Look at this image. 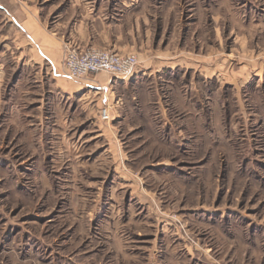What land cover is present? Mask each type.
I'll return each instance as SVG.
<instances>
[{
  "label": "rangeland",
  "instance_id": "374dc122",
  "mask_svg": "<svg viewBox=\"0 0 264 264\" xmlns=\"http://www.w3.org/2000/svg\"><path fill=\"white\" fill-rule=\"evenodd\" d=\"M93 3L0 0V264H264V0ZM32 7L137 54L110 119L29 64Z\"/></svg>",
  "mask_w": 264,
  "mask_h": 264
},
{
  "label": "crops",
  "instance_id": "0c3cea01",
  "mask_svg": "<svg viewBox=\"0 0 264 264\" xmlns=\"http://www.w3.org/2000/svg\"><path fill=\"white\" fill-rule=\"evenodd\" d=\"M95 1L96 0H86V4L91 3L92 7H94L96 6L93 3ZM37 12L38 10L36 8H33V15L17 12L18 16L15 19L13 18V21L19 27V30H17L15 34H17L19 42L25 44L23 46L25 51L27 50L26 45L33 51V57L28 61L29 64L45 69L46 75L50 74L51 79H53V90H57V93L67 97L76 94H86L85 96L98 94L96 97L98 103L97 111L100 114L101 108L106 104L105 96L109 99V91L113 87H116L119 84L126 86L129 82H132V80H138V76H133L135 73L127 77H119L105 72H99L84 78L70 77L63 68L64 56L59 38L54 36L51 32H48L45 29V26L37 20ZM88 45L89 44H84L82 49L89 47ZM92 47L97 46L93 45ZM110 49L115 50L113 48ZM168 63H172V61ZM157 64L158 62L152 63L151 65L155 66ZM169 66L171 67L172 64ZM140 70L147 73L146 67H143L141 64L136 73L140 72ZM113 113L115 115L117 114L116 112Z\"/></svg>",
  "mask_w": 264,
  "mask_h": 264
},
{
  "label": "built area",
  "instance_id": "2783aa9c",
  "mask_svg": "<svg viewBox=\"0 0 264 264\" xmlns=\"http://www.w3.org/2000/svg\"><path fill=\"white\" fill-rule=\"evenodd\" d=\"M139 66L136 53H119L106 48L87 47L80 49L67 45L64 49L63 68L73 78H84L99 72L127 77L135 73ZM103 119L111 118V108L105 105L100 110Z\"/></svg>",
  "mask_w": 264,
  "mask_h": 264
}]
</instances>
